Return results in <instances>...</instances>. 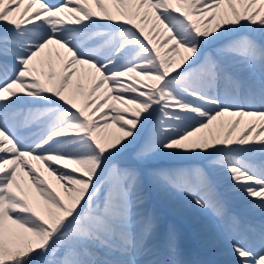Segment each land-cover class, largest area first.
<instances>
[{
  "label": "snow or ice",
  "instance_id": "snow-or-ice-1",
  "mask_svg": "<svg viewBox=\"0 0 264 264\" xmlns=\"http://www.w3.org/2000/svg\"><path fill=\"white\" fill-rule=\"evenodd\" d=\"M0 264H264V0H0Z\"/></svg>",
  "mask_w": 264,
  "mask_h": 264
}]
</instances>
